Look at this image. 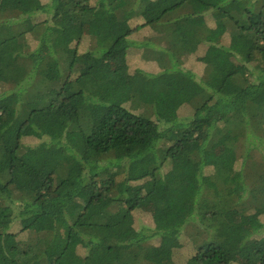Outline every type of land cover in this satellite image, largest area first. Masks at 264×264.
Here are the masks:
<instances>
[{
	"label": "trees",
	"instance_id": "16d2710c",
	"mask_svg": "<svg viewBox=\"0 0 264 264\" xmlns=\"http://www.w3.org/2000/svg\"><path fill=\"white\" fill-rule=\"evenodd\" d=\"M0 86V264H264V0H0Z\"/></svg>",
	"mask_w": 264,
	"mask_h": 264
},
{
	"label": "rangeland",
	"instance_id": "374dc122",
	"mask_svg": "<svg viewBox=\"0 0 264 264\" xmlns=\"http://www.w3.org/2000/svg\"><path fill=\"white\" fill-rule=\"evenodd\" d=\"M41 1L43 3H47L49 0H41ZM148 17H149V14L147 15V18ZM39 18H38V20H40V21L43 19V18H40V19ZM208 20H209V22H208L209 26L211 28L219 29V28L223 27L222 24L215 22L213 19H208ZM30 27H31V25H30ZM86 32H87V34H85V36L82 39V42L80 43V46H79V52L80 53H86L91 48V45L93 42L91 36L94 32V29L89 30V28H88ZM150 33H151V31L147 30L140 35H136L135 39L137 41H142L141 39L143 38V36L145 34H150ZM222 39H223V34L218 33L213 37L211 44L212 45H219V44H221ZM69 41L72 42L71 40H69ZM73 47H75V45H73ZM203 53H205L204 48L201 51V56L203 55ZM120 64L121 65L122 64H128L131 71H135L137 69H142L148 73H157V69H158V67H156V65L154 63L146 62V61L142 60V54L135 49L130 50V52L127 54H124V53L121 54L119 56V58L116 59L114 62L107 64L105 66V69L107 71H115ZM188 66L191 68L194 67L193 69H195L196 71H199V69L202 67V63L195 58V62H194V60L188 61ZM8 89L9 88L6 86H0V94L6 92ZM191 113H192L191 109L186 110V111L181 110L179 112V118H186ZM24 142L26 145L34 146L39 142V140L35 137H28V138L24 139ZM76 175H77V173L75 172V176ZM239 177H242L240 175V173L238 175V179H239ZM185 182H186V185H188L189 187H197L196 179L194 180V179L188 178V179H186ZM244 193L245 192L241 189V186H239L237 196L239 198H243ZM156 214H157L156 211L152 207H150L149 204H143L140 211H137L135 213L136 229L139 230L140 226H143V225L148 226V227H152L153 226V219L155 218ZM12 229L14 230V232H19L22 229V223L14 224ZM182 240L183 239H182V235H181V237H180L181 244H182ZM183 244H184V240H183ZM182 250H184V248ZM182 250L178 254H181ZM248 254H249V252L243 253L240 256V261L241 262L246 261V257L248 256ZM187 256H185V258H187ZM241 262H239V264H241ZM164 264H175V263L171 259V260L165 261ZM176 264H178V263H176Z\"/></svg>",
	"mask_w": 264,
	"mask_h": 264
}]
</instances>
